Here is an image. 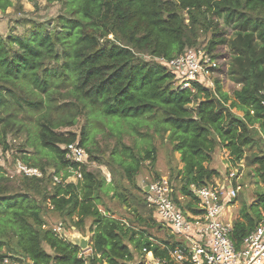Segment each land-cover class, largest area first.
Instances as JSON below:
<instances>
[{"label": "trees", "instance_id": "1", "mask_svg": "<svg viewBox=\"0 0 264 264\" xmlns=\"http://www.w3.org/2000/svg\"><path fill=\"white\" fill-rule=\"evenodd\" d=\"M50 1L62 3V15L53 28L32 25L25 35L0 36V107L6 104L5 98L13 97L19 107L22 101L29 109L41 110V98L29 99L23 93L22 100L13 92L33 88L48 97L50 110L60 108L53 104L56 95L70 96L72 104L82 110L97 108L104 117L132 121V129L142 127L145 135L151 131L166 135L182 164L179 191L194 203L190 212L199 213L190 187L215 186L218 173L208 165L216 148L225 149L232 162L239 163L245 150L254 145L251 131L256 128L264 135V0ZM7 6L0 0V9ZM207 14L237 20L257 30L255 34L237 35L228 43L235 56L233 79L239 86L231 97L222 92L218 81L212 89L197 81L188 88L174 87L175 76L165 64L144 59L147 56L167 62L184 54L192 44L186 37L187 30L192 32L197 18ZM224 43L222 33L214 29L206 48L210 52ZM66 85L64 96L57 93ZM47 115L38 125L36 141L54 161L37 165L22 158L24 166L39 175L20 172L26 177L20 191L0 184V264H133L130 244L141 259L143 249L155 258H169L177 244L174 239L162 242L143 238L98 209L103 181L87 170L92 151L84 147L86 125L78 141L74 133L58 132L61 121L54 122L50 113ZM1 122L5 119L0 115ZM65 125L72 126V122ZM75 142L88 156L84 164L65 157L62 146ZM110 158L132 183L144 162L155 164L156 150L150 147L136 153L121 144ZM250 158L255 176L264 185V153ZM46 167L54 169L56 176L45 178ZM63 169L77 171L80 179L76 183L64 179L56 182L54 178ZM175 194L174 187L173 200L182 208ZM46 211L66 217L79 232L87 219L92 220L89 255H80L79 246L45 228ZM261 223L264 191L258 192L256 200L244 206L233 221L230 239L235 247L239 248Z\"/></svg>", "mask_w": 264, "mask_h": 264}, {"label": "rangeland", "instance_id": "2", "mask_svg": "<svg viewBox=\"0 0 264 264\" xmlns=\"http://www.w3.org/2000/svg\"><path fill=\"white\" fill-rule=\"evenodd\" d=\"M5 1L8 6L3 10L0 9V36L4 39L12 33L19 36L25 35L32 25L45 24L46 27L53 28L56 18L62 15L61 1ZM182 15L185 18V23H187L186 14L183 13ZM205 17L197 18L198 24L195 25L192 32L187 30L186 37L189 38L192 44L186 51L201 49L208 51L206 47L211 40L214 29L222 33L225 43L208 53L213 65L211 63L210 75L204 77L203 85L212 89L214 81H218L222 92L231 97L233 92L239 89V86L233 79L232 67L235 56L231 52L228 43L237 35L255 34L257 30L244 27L237 20L226 21L223 18L208 14ZM109 38L112 39V36ZM144 59L159 64L163 63L162 60L147 56ZM179 85L180 81L175 80L174 87ZM67 86L58 88L57 93L64 96L68 89ZM20 90L22 92L13 89L15 98L19 96L23 100L25 99L23 98L24 94H26L31 97L29 99L41 98L44 105L41 110H33L27 108L26 104L20 100L23 106L19 107L16 99L12 97L11 99L5 98L6 104L0 107V115L5 119V123L1 122L0 124L1 127L4 125L0 129L1 185L14 188L16 191L23 189V181L26 177L19 172V165L24 166L26 164L22 158H29V163H36L37 165L43 164L45 160L54 161L53 156L41 149L36 141L38 125L44 117L48 116L47 113H50V118L54 122L61 121L56 130L61 133H74L78 141L81 131L86 125L84 147L92 151L89 155L91 160L88 163L87 170L103 181L98 191V209L100 212L118 219L143 238L148 239L151 237L162 242L174 241V237L158 222L154 212L145 204L143 198L145 188L154 179L163 177L169 179L176 188V199L182 205V208L188 212L191 211V208H194V203L189 198L182 197L179 191L181 182L178 173L182 168V164L179 160V154L172 151L166 135L156 134L152 131L149 135H145V129L142 127L132 129V121L104 117L97 108L82 110L72 104L73 98L70 96L62 98L60 95H56L53 104L59 105L60 108L50 110L48 109L47 96L45 98L44 94L34 91L33 88ZM231 111L242 116V112L237 109ZM62 122L63 124H61ZM67 122H72V126L65 125ZM251 136L254 145L245 150L244 158L239 163H233L228 156V152L218 147L213 154L212 162L208 165L210 169H214L218 173V177L214 182L218 189L225 190L228 186H231L236 190L235 198L228 203V207L225 209V222L231 219L235 221L239 217L240 210L244 206L253 203L258 192L264 191L263 183L255 176V166H252L249 162L251 155L264 153V135L255 128L251 131ZM121 144L132 148L136 153H143L145 149L150 147H154L156 150L155 164L152 166L149 162H144L139 173L134 176L132 183L126 180L120 166L112 162L110 158L114 148L118 145L120 147ZM4 147L7 148L4 149ZM45 170V178L50 174L56 176L54 169L46 167ZM34 171L38 173L37 170L34 169ZM57 178L64 179L67 182L76 183L78 181L75 174L68 169L60 170L57 173ZM44 221L45 228L56 231L57 234L69 242H75L79 238L87 239L89 242L91 234L88 229L92 221L90 218L86 220L85 228L81 232L72 226L69 219L56 212L46 211ZM129 247L134 254L132 263L145 264L134 245L130 244ZM46 249L49 251L48 248ZM83 251L85 255H89V248Z\"/></svg>", "mask_w": 264, "mask_h": 264}, {"label": "built area", "instance_id": "3", "mask_svg": "<svg viewBox=\"0 0 264 264\" xmlns=\"http://www.w3.org/2000/svg\"><path fill=\"white\" fill-rule=\"evenodd\" d=\"M208 53L205 49L189 50L163 64L174 74L175 80L180 81L178 87L188 88L194 81L203 84L204 77L210 75L213 62ZM62 149L66 159L79 164L87 162L88 156L77 142L64 145ZM19 172L39 175L22 165H19ZM74 174L80 179L77 171ZM54 180L60 182L56 177ZM147 187L144 191L146 204L154 210L159 223L177 244L167 259L155 258L143 249L145 264H264V223L250 232L239 248L230 239L232 226L224 221V216L228 203L236 196V190L231 186L220 190L213 185H192L190 189L197 199L199 211L196 214L185 211L173 200L174 187L169 179L160 177ZM80 255H85L83 250Z\"/></svg>", "mask_w": 264, "mask_h": 264}, {"label": "water", "instance_id": "4", "mask_svg": "<svg viewBox=\"0 0 264 264\" xmlns=\"http://www.w3.org/2000/svg\"><path fill=\"white\" fill-rule=\"evenodd\" d=\"M148 190V187L145 188L144 191H147ZM74 245H77L80 247L81 250H85L88 247V240L87 239H84V238H79L78 240H76L75 242H72Z\"/></svg>", "mask_w": 264, "mask_h": 264}, {"label": "crops", "instance_id": "5", "mask_svg": "<svg viewBox=\"0 0 264 264\" xmlns=\"http://www.w3.org/2000/svg\"><path fill=\"white\" fill-rule=\"evenodd\" d=\"M225 218V217H224ZM227 222V221H226ZM227 223H229L232 226L233 220L231 219L230 221H228Z\"/></svg>", "mask_w": 264, "mask_h": 264}]
</instances>
